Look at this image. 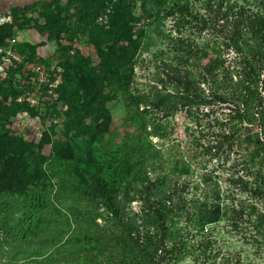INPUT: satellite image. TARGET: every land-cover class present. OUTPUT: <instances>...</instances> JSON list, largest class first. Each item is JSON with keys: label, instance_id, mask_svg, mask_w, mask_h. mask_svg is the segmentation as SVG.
<instances>
[{"label": "trees", "instance_id": "1", "mask_svg": "<svg viewBox=\"0 0 264 264\" xmlns=\"http://www.w3.org/2000/svg\"><path fill=\"white\" fill-rule=\"evenodd\" d=\"M137 1L138 13L133 12ZM202 1L214 12V30L223 27L217 39L234 51L239 68L229 70L219 49L212 54L193 40L167 35L176 62L156 67L149 89L135 88V93L131 87L136 57L148 39L145 25L169 16L176 25L191 24L196 20L191 0H66L63 5L55 0L40 4L38 10L31 5L9 9L13 22L0 27V44L20 29L45 34L30 53L53 42L62 72L57 98L34 105L27 97L39 92L31 73L23 69L26 64H42L14 60L0 76V264H177L196 250L190 241L199 235L203 240L196 248L204 258L210 257L209 226L228 212L234 220L244 214L254 217L252 224L260 229L264 213L256 205L244 200L227 204L225 198L232 195H224L219 184L204 175L190 187L188 178L172 182V167L186 173L190 167L170 160L151 140L167 135L165 120L153 110L166 118L179 110L222 104L232 113L230 130L238 124L242 128L250 163L264 164V0H255L256 10L245 0ZM198 21L205 27L204 18ZM78 36L93 47L96 63L81 49L71 50ZM182 61L190 66L179 68L176 64ZM17 76L28 83L17 84ZM204 80L210 84L208 93ZM126 94L136 141L114 150L96 146L112 122L107 104ZM20 113L44 119L64 113L65 134L74 132L72 138L51 142L44 132L37 142L26 140L5 125ZM89 115L93 122L86 125ZM48 144V157L78 179L79 193L67 194L58 186L65 178L44 168L47 156L39 155ZM260 181L250 185L240 177L231 180L240 191L264 197V178ZM202 182L204 188L196 194L193 190L203 187ZM133 201L140 203L137 211L131 209ZM51 208L63 210V219ZM57 219L60 223L53 224Z\"/></svg>", "mask_w": 264, "mask_h": 264}, {"label": "rangeland", "instance_id": "2", "mask_svg": "<svg viewBox=\"0 0 264 264\" xmlns=\"http://www.w3.org/2000/svg\"><path fill=\"white\" fill-rule=\"evenodd\" d=\"M58 1L61 5L66 2V0ZM243 1L237 0L238 3H243ZM245 1L250 3L248 6L253 10L258 8L254 3L255 0ZM46 2L54 3L55 0H0V11L25 5L34 6L38 10L40 4ZM215 2L216 0H211L212 4H216ZM139 4L140 1H137L133 12H139ZM148 6L151 8L152 5L149 4ZM190 6L193 13L192 18L196 17V20H192L191 24L176 25V19L169 16L161 20L152 21L151 19V24L145 25L148 39H145L136 57L134 83L131 87L132 93L136 92L135 88L141 92H146L149 89V86L153 84L152 74L155 72L156 67H162L164 62L167 64L176 62L177 55L173 53V44L166 37L167 35H179L185 40H193L198 45L205 46L212 54H215V50L219 49L222 57L226 59L225 64L229 70L234 71L239 68L236 64L237 57H235L234 51L226 47L220 39H217L219 36L217 30L218 28L222 30L223 27L218 25L217 30H214L212 26L214 12L208 11L202 0H191ZM36 10L31 13L32 17L37 15ZM160 14L162 16L163 12ZM200 18H204L206 21L203 28H201L200 21H198ZM189 19L191 18L189 17ZM135 25L140 26L141 24ZM45 36V34H37L32 29L17 30L14 35L17 40L16 52L21 58L30 60L29 62L40 63L45 68L55 66L58 61V53L53 42L37 47L32 55L30 53V48L44 41ZM71 48L73 51L76 48L81 49L85 55L89 54L93 58L94 63L97 62L93 47L86 42L83 36L75 37L71 42ZM187 64L190 66L189 62L184 61L179 64L177 62L176 65L182 68ZM14 82L21 85L27 84L22 76H17ZM202 86L206 93L210 92L208 81L204 80ZM33 95L36 96L37 94ZM128 103L129 96L126 94L117 96L107 104L112 122L109 132L96 143V146L100 145L106 150H114L122 143L131 144L136 141L138 131L130 116ZM153 111L156 116L165 120L167 135L163 139L151 137L152 142L156 143L170 160H178L180 165L185 162L190 167L188 173L181 171V168L174 169L172 167L173 171L171 174L169 173L172 182L180 183L188 178L190 187L194 183L200 182L201 176L204 175L211 183L217 182L224 195H232V198H225L227 204L236 205L239 200H244L249 204L256 205L257 209L264 213V197L250 196L247 192L240 191L239 186L231 182L232 179L237 177L247 181L250 185L255 181L261 182L260 180L264 178V164L250 163V145L244 139L239 124L236 125L235 129L230 130L231 126L228 122L229 114L232 113L225 105L213 103L208 106L192 108L190 111L179 110L172 117L166 118L162 117L161 112ZM234 120L238 122L236 118ZM67 122L68 119L64 113L50 119H44L41 115L30 117L27 114L20 113L10 118V121L5 125L11 131L21 134L26 140L37 142L46 132L50 136L51 142H54L72 138L74 132L65 134ZM91 122H93V116L89 115L85 118V123L89 125ZM140 138L143 139L144 136L141 134ZM49 152L50 144L45 145L39 155L47 156V160L43 163L44 168L65 178V182L59 183L58 186L67 194L79 193L80 191L76 187V184L79 183L78 179L70 175L63 166L53 163V159L48 157ZM203 188L204 184L203 187L200 186V189H194L193 191L199 194ZM139 204L138 201H133L131 203L132 211H137ZM50 211L57 214L59 219H63V210L51 208ZM253 218L244 214L243 217L234 220L232 214L228 212L222 220L209 226L206 237L211 240V244L207 247L206 254H210V257L208 259L204 258L196 248L198 240H203V237L199 235L190 241L193 246L195 244L193 248L196 250L182 258L177 264H264V222L261 223L259 229L261 231H259L252 224ZM59 219L53 224L60 223Z\"/></svg>", "mask_w": 264, "mask_h": 264}, {"label": "built area", "instance_id": "3", "mask_svg": "<svg viewBox=\"0 0 264 264\" xmlns=\"http://www.w3.org/2000/svg\"><path fill=\"white\" fill-rule=\"evenodd\" d=\"M12 22L13 17L9 9L0 11V27L5 24H12ZM16 42V38L12 36L6 39L4 43L0 44V76H5L6 69L12 65V62L14 60H22L21 56H19V54L15 51L14 47L16 45ZM26 71H29L33 76L30 80L32 82V85L34 86L35 92H39L37 96L30 94L27 97V101L31 105L37 104L44 99L55 100L57 98L56 89L61 81V67L55 65L51 66V68H45L42 65L30 63L24 66L23 72L28 73ZM41 91H45L47 95H43ZM40 95L42 96L40 97ZM22 100L23 98L21 96L17 99V101L19 102Z\"/></svg>", "mask_w": 264, "mask_h": 264}, {"label": "crops", "instance_id": "4", "mask_svg": "<svg viewBox=\"0 0 264 264\" xmlns=\"http://www.w3.org/2000/svg\"><path fill=\"white\" fill-rule=\"evenodd\" d=\"M6 10V9H5ZM1 11H3V10H1Z\"/></svg>", "mask_w": 264, "mask_h": 264}]
</instances>
